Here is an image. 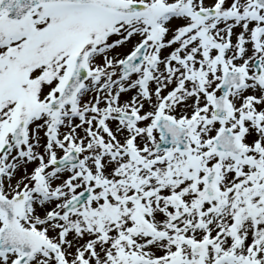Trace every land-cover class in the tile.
<instances>
[{"label": "snow or ice", "instance_id": "6c2138e0", "mask_svg": "<svg viewBox=\"0 0 264 264\" xmlns=\"http://www.w3.org/2000/svg\"><path fill=\"white\" fill-rule=\"evenodd\" d=\"M0 264H264V0H0Z\"/></svg>", "mask_w": 264, "mask_h": 264}]
</instances>
